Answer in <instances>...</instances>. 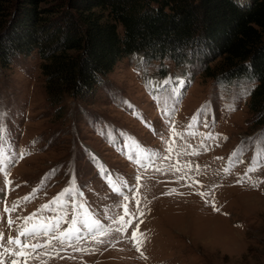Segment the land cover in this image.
Here are the masks:
<instances>
[{"label":"rangeland","instance_id":"rangeland-1","mask_svg":"<svg viewBox=\"0 0 264 264\" xmlns=\"http://www.w3.org/2000/svg\"><path fill=\"white\" fill-rule=\"evenodd\" d=\"M60 1L35 0L31 6L44 16ZM234 1L244 7L252 2ZM24 3L0 0V40ZM140 53L122 60L87 101L70 91L51 99L42 70L46 62L37 51L13 57L9 67L0 65V163L8 172L0 171V243L11 247L7 241L17 237L24 217L54 215L43 206L71 188L86 207L72 215L60 197L62 215L77 220L90 211L92 219L109 224L106 214L114 210L128 221L127 230L105 233L102 244L83 243L88 252L68 248L29 264H264V183H253L264 180V118L251 110L254 81L219 82L206 78L200 64L179 66L168 58L139 62ZM220 61L213 57L207 65L214 68ZM208 133L215 138L205 139ZM153 152L167 157L156 162L163 172L145 171ZM176 165L185 171L190 165L197 183L179 180L181 172L171 170ZM253 165L255 171L248 172ZM137 173L138 194L124 201L108 177L132 185ZM17 201L15 211L5 212ZM125 204L137 218L129 219ZM67 227L75 225L62 224ZM134 232L144 234L139 251L131 240Z\"/></svg>","mask_w":264,"mask_h":264},{"label":"trees","instance_id":"trees-1","mask_svg":"<svg viewBox=\"0 0 264 264\" xmlns=\"http://www.w3.org/2000/svg\"><path fill=\"white\" fill-rule=\"evenodd\" d=\"M34 4L25 0L7 27L0 65L37 51L53 100L70 91L87 101L122 60L143 52L148 62L200 64L219 82L253 80L251 110L264 118V0H61L44 16ZM213 57L221 61L211 68Z\"/></svg>","mask_w":264,"mask_h":264},{"label":"snow or ice","instance_id":"snow-or-ice-1","mask_svg":"<svg viewBox=\"0 0 264 264\" xmlns=\"http://www.w3.org/2000/svg\"><path fill=\"white\" fill-rule=\"evenodd\" d=\"M163 83H167V81H163ZM179 83V82H178ZM194 121H199V115L193 117ZM204 127H207V117L203 120ZM189 128L194 127L193 124L188 125ZM174 131V129H173ZM181 139L184 137V133H176ZM211 133H208L205 139L211 140L214 139ZM190 147V146H189ZM201 148L207 150V145L201 141ZM173 151L171 144L168 146V152L171 153ZM193 154H199L198 152H193ZM24 153L21 152L19 158H23ZM235 156V153L233 154ZM167 157L161 156L159 153L153 152L149 156V161L147 164H144L143 167L145 171L149 168L156 172H163L164 169L157 167L156 162L157 159L164 160ZM235 163H240L242 161L236 160ZM8 164H13L14 161L12 159H7ZM232 163V161H230ZM185 171L184 168H180L179 165L174 166L172 171H180L181 175L178 177L179 180H185L186 182L191 180L193 183H197L194 177L189 175L192 172V168L190 165H186ZM0 171H4L5 175H8L7 169L3 163H0ZM196 173H199L200 168L197 165L195 169ZM229 171L228 168L225 169L227 173ZM255 171V165L248 169V172ZM135 183L129 185L126 181L120 184L117 181L112 180L111 176L108 177V182L110 185L118 192L123 195L124 201H127L129 198V194H138V185L141 180V174L137 173L133 177ZM251 180L250 177H248ZM244 178L239 180V183H243ZM9 183H11L9 181ZM253 183H264V180L254 181ZM72 189L66 188L61 194L60 197L65 198V205L72 208V215H75L76 211L83 212V208L86 206H81L80 201L77 197L72 195ZM175 191V189H173ZM3 190H0V195H2ZM200 195L206 197L208 195L207 192H201ZM60 197L55 198L50 204L44 205L42 210H49L54 213L52 216L41 217L39 213H33L29 217L23 218V224L20 226V230L15 239L9 238L7 241L8 245L11 247H4L2 243H0V264H5L4 257H8L7 264H29V261L32 259H37L40 256H48V258H52V256L59 255L60 252L66 251L68 248H71L73 252H88L89 249L83 247L82 244L86 243L90 240H95L96 243H105V241L101 238L105 233L110 231H126L128 227V221L125 220L124 216H117V213L113 210L110 216L106 218L110 220L109 224H104L100 222L99 218L92 219V214L90 211L87 215H81L77 220H69L67 214L62 215L60 212V208L63 207L59 204ZM31 196L25 197V200L31 199ZM20 201L14 203L11 208L6 207L5 212L15 211L19 206ZM137 204V213L139 216H143L144 212L140 209L139 204L140 201L136 200ZM56 205V207H53ZM125 212L129 216V219L137 218L136 213H127V205H124ZM19 219V217H18ZM35 221L33 224L32 222ZM142 222V221H141ZM8 223L11 225L13 221L9 219ZM74 224L75 227H67L62 228V224ZM31 224V226H29ZM143 233L134 232L131 236V240L134 242V246L139 251L143 245ZM140 237L138 239L137 237ZM45 237L43 243L40 242V238ZM0 240H2V236H0ZM56 244H59L60 247L57 248ZM37 249H44L45 251L38 253ZM50 249V251H49ZM94 250V249H92ZM143 255V253H141ZM146 258V257H145Z\"/></svg>","mask_w":264,"mask_h":264},{"label":"water","instance_id":"water-1","mask_svg":"<svg viewBox=\"0 0 264 264\" xmlns=\"http://www.w3.org/2000/svg\"><path fill=\"white\" fill-rule=\"evenodd\" d=\"M140 55H141V59H143V57H144V54H143V53H141Z\"/></svg>","mask_w":264,"mask_h":264}]
</instances>
